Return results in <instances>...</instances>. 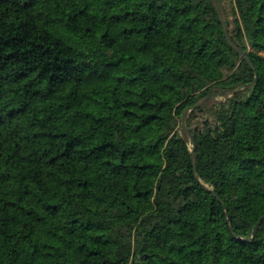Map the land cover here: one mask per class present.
Returning <instances> with one entry per match:
<instances>
[{"label": "trees", "instance_id": "obj_1", "mask_svg": "<svg viewBox=\"0 0 264 264\" xmlns=\"http://www.w3.org/2000/svg\"><path fill=\"white\" fill-rule=\"evenodd\" d=\"M219 3L254 70L215 0H0V264H264V0Z\"/></svg>", "mask_w": 264, "mask_h": 264}, {"label": "water", "instance_id": "obj_2", "mask_svg": "<svg viewBox=\"0 0 264 264\" xmlns=\"http://www.w3.org/2000/svg\"><path fill=\"white\" fill-rule=\"evenodd\" d=\"M215 5H216V11H217V15H218V18H219V21L222 25V30H223V34H224V37H225V40L227 41L228 45L231 46L235 51H237L241 58H243L248 64L249 66L252 68V70H254V67L252 65V63L250 62L249 58L247 57L246 53L243 52L229 37H228V34H227V28H226V23H225V20L223 18V15L221 13V9H220V3H219V0H215ZM255 80H256V73H255ZM249 85L251 84H246L244 86V88L248 87ZM233 92V91H232ZM207 100H214L216 101L214 95L212 93H209L207 95H205L204 97H202L200 100H198V102H196V104H194L192 107H187L183 113H182V117L180 119V127H179V131H184L188 134L189 138L191 139L193 145H194V141L191 137V134L189 132V130L186 128V125H185V120H186V117H187V114L201 106L202 104H204ZM191 159H192V164H193V170H194V173L196 174V167H195V162H196V159H195V154H194V150L191 151ZM196 176V175H195ZM262 217L259 218L258 222L256 223V225L254 226V229H253V232H252V237L255 235V232L259 226V223L261 221Z\"/></svg>", "mask_w": 264, "mask_h": 264}, {"label": "rangeland", "instance_id": "obj_3", "mask_svg": "<svg viewBox=\"0 0 264 264\" xmlns=\"http://www.w3.org/2000/svg\"><path fill=\"white\" fill-rule=\"evenodd\" d=\"M227 9H229V8H227ZM228 11H229V10H228ZM229 95H230V93L227 92V93H224V94H220V95L215 96V99H216V101H225L226 98H227ZM208 103H210V101H209ZM206 120H207V119H206L205 116H203V115H198L197 117H195V118L191 121V124H192V126H200L201 123H202L203 121H206ZM186 128L188 129V127H186Z\"/></svg>", "mask_w": 264, "mask_h": 264}]
</instances>
